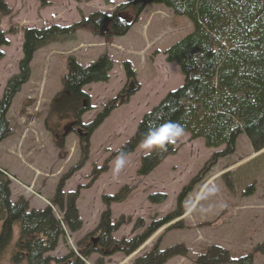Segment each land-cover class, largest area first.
<instances>
[{
  "label": "rangeland",
  "instance_id": "374dc122",
  "mask_svg": "<svg viewBox=\"0 0 264 264\" xmlns=\"http://www.w3.org/2000/svg\"><path fill=\"white\" fill-rule=\"evenodd\" d=\"M47 1L49 6L41 9L36 0H4L9 15L0 16V33L7 42L0 49V99L7 81L18 73L24 29L69 27L93 13L110 16L132 0ZM123 15L130 20L126 13H119ZM191 27L184 17L148 5L123 37L106 41L79 31L72 39L47 44L33 54L28 79L6 114L9 134L0 141V168L6 171L12 203L24 199L31 209L49 208L57 220L63 217L59 204L65 205L64 198L77 191L74 206L80 228L71 232L63 227V237L45 257L61 259L72 253L79 257L84 249V264H133L156 248L176 252L163 264H198L211 247L236 260L264 242V150L255 154L244 136L237 139L232 155L216 159L207 169L213 155H222L223 148L206 149L202 140L183 133L172 142L173 156L147 175L137 176L140 159L149 151L142 143L124 156V165L115 171L117 157L113 155L133 136L142 117L181 86L182 76L175 64L166 61L164 51L190 33ZM101 55L108 57L112 69L107 82L83 89L88 97L83 109L87 110L80 123L93 122L116 97L125 103L92 132L87 159L76 168L82 158V138L75 131L68 133L59 149L51 131L54 122L47 117L61 90L67 59L85 67ZM125 65L132 71L130 79ZM130 84L134 89L128 95ZM68 125L69 121L60 123L55 133ZM104 163L106 172L91 182L92 167ZM117 194L120 202L108 205L107 223L114 229L109 238L120 244L146 238L129 254L110 252L98 241L92 243L100 238L96 230L106 211L104 199ZM57 195L58 205H53ZM161 221L159 228L146 235ZM16 230L11 248L17 240ZM2 261L10 264L8 253ZM253 264H264V255H255Z\"/></svg>",
  "mask_w": 264,
  "mask_h": 264
},
{
  "label": "trees",
  "instance_id": "16d2710c",
  "mask_svg": "<svg viewBox=\"0 0 264 264\" xmlns=\"http://www.w3.org/2000/svg\"><path fill=\"white\" fill-rule=\"evenodd\" d=\"M36 1L41 9L49 6L47 0ZM75 1L86 3L91 0ZM147 5L162 6L173 15L184 17L192 26L190 33L164 51L166 61L177 66L183 82L142 117L133 136L113 156L132 153L146 135L166 123L180 125L184 129L183 133L190 139L202 140L206 149L223 148L222 155H213V160L207 164L206 169L216 163V159L232 155L240 136L246 138L255 154L263 151L264 0H132L119 6L118 12L110 16L93 13L69 27L24 29L18 73L7 81L0 99V141L9 134L6 114L13 98L28 79L29 64L37 49L50 43L72 39L79 31L89 32L106 41L123 37ZM119 13H126L130 20L124 15L119 16ZM7 15L9 9L4 0H0V16ZM6 45L4 35L0 33V49ZM1 54L0 52V58ZM125 68L128 79L132 78V71L127 65ZM111 69V61L106 55H101L85 67L77 64L73 58L67 59L66 73L61 78V90L52 100L47 117L51 119L50 122H54V130L51 131L56 136L59 149L63 148V140L69 133L66 127L60 134L55 133L59 124L69 121V124L74 122L77 126L80 125L81 116L87 110L82 107V103L88 98L83 89L91 84L107 82ZM123 103L125 102L120 97L114 98L97 114L93 122L83 126L86 135L81 140L82 158L76 168H80L87 159L85 151L88 150L92 132ZM174 153L172 142H166L163 148H153L150 154L141 157L137 176L147 175ZM106 170L107 163L100 167L94 165L90 181L97 179ZM5 173L0 168V264L7 253L10 264H84L83 258H87V251L84 249L80 250L79 257L73 253L61 259L44 256L52 252L58 240L63 237V227L71 232L80 228L74 206L77 191L64 198L65 205L59 204L63 217L57 220L49 208L31 209L24 199L12 203ZM191 184L193 181L189 188ZM151 198L157 201L156 197ZM56 199L58 200V195L52 202L53 205H58ZM120 199L119 194L104 199L106 211L96 233L100 235L99 244L102 247L109 248L110 252L124 251L129 254L146 238H135L126 244L111 241L109 234L114 229L107 223L110 217L108 205L118 203ZM161 224L163 221L150 228L146 235L152 234ZM14 228H17L18 234L11 248ZM175 253L170 249L159 252L154 248L133 264H163ZM255 255H264V242L236 260L229 259L227 252L211 247L199 258L198 264H253Z\"/></svg>",
  "mask_w": 264,
  "mask_h": 264
},
{
  "label": "clouds",
  "instance_id": "9594fccd",
  "mask_svg": "<svg viewBox=\"0 0 264 264\" xmlns=\"http://www.w3.org/2000/svg\"><path fill=\"white\" fill-rule=\"evenodd\" d=\"M183 132L184 129L180 125L166 123L155 132H150L146 135L141 147L149 150L146 154H150L153 148H163L166 142H174V140L181 136ZM124 163V155L121 153L116 159L115 171L119 172Z\"/></svg>",
  "mask_w": 264,
  "mask_h": 264
},
{
  "label": "flooded vegetation",
  "instance_id": "af4514ba",
  "mask_svg": "<svg viewBox=\"0 0 264 264\" xmlns=\"http://www.w3.org/2000/svg\"><path fill=\"white\" fill-rule=\"evenodd\" d=\"M82 127H83V125L81 123L79 126H77L76 123H70L69 126L67 127V131L70 133L75 131V133L77 134V136L80 137L79 139L81 140V138H83L86 135V133L82 131V130H84V129H82ZM97 241L99 242V239L98 240L92 239L93 244H95Z\"/></svg>",
  "mask_w": 264,
  "mask_h": 264
},
{
  "label": "water",
  "instance_id": "95a60500",
  "mask_svg": "<svg viewBox=\"0 0 264 264\" xmlns=\"http://www.w3.org/2000/svg\"><path fill=\"white\" fill-rule=\"evenodd\" d=\"M133 89H134V88H133V85L130 84V85H129V88H128L127 92H126V94L129 95V93H130L131 91H133ZM82 107H83V108L85 107V102H83Z\"/></svg>",
  "mask_w": 264,
  "mask_h": 264
},
{
  "label": "bare ground",
  "instance_id": "6f19581e",
  "mask_svg": "<svg viewBox=\"0 0 264 264\" xmlns=\"http://www.w3.org/2000/svg\"><path fill=\"white\" fill-rule=\"evenodd\" d=\"M124 97V96H123ZM74 123V122H73ZM75 126V125H74ZM76 127V126H75ZM123 189V188H122ZM128 193V192H127ZM16 229V228H15ZM84 243V242H83Z\"/></svg>",
  "mask_w": 264,
  "mask_h": 264
}]
</instances>
